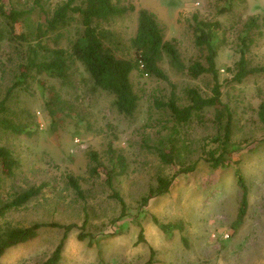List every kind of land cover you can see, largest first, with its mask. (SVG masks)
<instances>
[{
  "label": "rangeland",
  "instance_id": "rangeland-1",
  "mask_svg": "<svg viewBox=\"0 0 264 264\" xmlns=\"http://www.w3.org/2000/svg\"><path fill=\"white\" fill-rule=\"evenodd\" d=\"M64 0H44V12L31 18L50 17ZM134 11L124 17L102 22L118 35L113 45L116 54L132 58L131 40L138 26V11L146 9L156 17L164 38L175 41L184 62L198 53L191 24L194 15L205 21L220 22L227 43L220 48L216 62L220 71L222 100L233 118L230 165L213 169L207 162L211 151L221 152L218 139L225 122L218 123L213 110L184 126L180 133V153L173 165H164L151 146L172 133V125L155 101H167L172 86L181 103L188 87L211 94L209 79L191 80L172 69L162 68L171 84L149 78L139 71L131 76L139 107L132 119L120 117L112 107V98L91 89L83 90L74 115L65 123L55 140L50 134L51 119L38 87L27 92L15 89L10 104L22 112L24 122L32 128L30 135L0 131V145L8 147L22 163L12 179L4 180L0 198L7 200L16 192L45 185L42 193L23 207L13 209L0 219V226L29 227L35 223L76 224L69 234L61 264H264V75L238 85L230 83L229 68L238 61L237 32L249 18L259 19L261 28L255 36L248 58L253 66L264 64V0H236L231 10L223 11L218 0H121ZM17 8H33L34 0H13ZM77 21L53 34L50 44L67 48L79 30ZM56 37V38H55ZM224 37V36H223ZM222 39V38H221ZM223 43V42H222ZM23 54L6 42L0 43V101L15 81ZM72 96H69L70 99ZM27 113V114H26ZM225 121V120H224ZM109 145L122 150L128 160L127 175L115 181L127 206L121 215L120 204L110 197L104 177L89 171L87 153L94 150L105 156ZM193 167V171L187 172ZM239 170L249 189L248 212L243 225L235 232L241 192L235 172ZM73 176L80 184L86 201L77 197L69 183ZM171 178L170 192L141 207V199L155 186L157 177ZM87 232L92 238L80 240V227L86 217ZM162 225H180L169 233ZM144 241H139L140 230ZM64 230L44 228L29 242L20 244L1 259V264H39L55 250ZM151 250L154 256L149 263Z\"/></svg>",
  "mask_w": 264,
  "mask_h": 264
},
{
  "label": "trees",
  "instance_id": "trees-1",
  "mask_svg": "<svg viewBox=\"0 0 264 264\" xmlns=\"http://www.w3.org/2000/svg\"><path fill=\"white\" fill-rule=\"evenodd\" d=\"M44 0H34L33 8H17L13 0H0V43L6 42L23 54L24 61L17 67L15 81L0 101V131L16 135H30L32 127L22 120V113L9 103L15 89L29 92L33 86L38 87L45 109L51 119L50 134L57 140L65 123L74 115L77 102L83 98V90L89 88L94 92L105 93L112 98L114 111L124 119H132L139 107V96L131 80L132 73L139 71L142 75L171 84L169 75L162 68L167 61L177 73L191 80L208 78L211 94L205 96L196 87L184 91L185 101L181 103L172 86V95L167 101L156 100L155 108L165 113L167 120L158 121L160 126L172 125V133L162 138L158 144L151 146L152 151L162 164L173 165L179 156L180 133L184 126L195 119L201 120L205 112L214 111L218 123L225 122L221 137L218 139L221 152L211 151L207 162L213 169L230 165L233 118L227 104L222 100L223 84L217 68V56L220 48L227 43L226 32L220 22L205 21L194 15L191 31L198 55L188 64L182 59L175 41H167L154 14L146 9L138 11V26L135 37L131 40L132 58L119 57L113 45L119 43L118 35L108 28L101 27L102 22L124 17L134 11L133 6L124 5L121 0H64L57 4L50 17H40L37 21L31 16L37 11L44 12ZM223 11L231 10L236 0H218ZM77 21L79 30L68 47L51 45L52 35H62L63 31ZM261 25L258 18L251 17L237 32L238 61L234 68H229L230 83L241 85L252 77L264 75V64L253 66L248 58L255 36ZM224 36V37H223ZM56 38V37H55ZM222 38V39H221ZM223 42V43H222ZM69 96H72L68 99ZM27 114V113H26ZM260 116L264 117V103L260 106ZM225 120V121H224ZM89 171L92 175L104 177L105 184L111 191L110 197L121 206L124 216L127 206L117 190L115 181L128 173V160L122 150L109 145L105 156L90 150L87 153ZM22 167L21 160L6 146L0 145V193L6 179H12ZM193 171V167L187 172ZM237 186L241 192L240 204L235 221V232L243 225L249 205V189L239 170L235 172ZM69 183L77 197L86 201L77 179L69 176ZM174 176L157 177L155 186L141 199V207L158 196L170 192L174 185ZM45 185L30 187L16 192L7 200L0 198V219L13 209H19L37 198ZM78 238H92L87 232V208ZM161 231L169 233L171 228L180 225H162L154 218ZM76 224L35 223L29 227L0 226V261L8 250L20 244L34 240L44 228L64 230L52 254L39 264H61L68 234ZM144 241L140 230L139 241ZM154 256L151 250L149 263ZM1 264V263H0Z\"/></svg>",
  "mask_w": 264,
  "mask_h": 264
}]
</instances>
